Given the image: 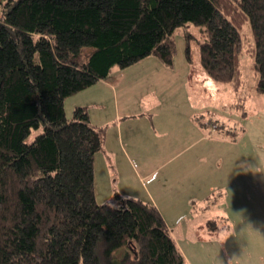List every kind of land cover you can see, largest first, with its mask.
I'll return each mask as SVG.
<instances>
[{
	"label": "trees",
	"instance_id": "trees-1",
	"mask_svg": "<svg viewBox=\"0 0 264 264\" xmlns=\"http://www.w3.org/2000/svg\"><path fill=\"white\" fill-rule=\"evenodd\" d=\"M189 23L205 37L204 72L236 90L250 24L264 92V0H0V264H189L152 202L97 201L106 129L86 107L65 111L115 65H173L175 31ZM185 38L191 61L195 36Z\"/></svg>",
	"mask_w": 264,
	"mask_h": 264
},
{
	"label": "rangeland",
	"instance_id": "rangeland-1",
	"mask_svg": "<svg viewBox=\"0 0 264 264\" xmlns=\"http://www.w3.org/2000/svg\"><path fill=\"white\" fill-rule=\"evenodd\" d=\"M185 31L195 36L191 41V61L186 55ZM242 35L245 42L241 55L244 84L239 90L234 89L232 84L213 81L204 73L198 42L204 41L205 37L200 28L191 23L175 31L176 53L172 67L177 71V80L175 77L173 80V76L169 78L177 82V99L185 97V89L188 92L187 108L177 111V115L184 118L181 122L179 116L180 126L186 129L187 116H194L195 123L204 126L203 131L195 128L196 132L189 136L192 146L183 149L177 159L181 163L195 155L196 162L206 167L207 184L212 189L205 200L197 201L196 209L210 214V220L217 224L219 232L224 234L226 229L228 234L230 232L228 240H218L222 247L218 248L216 241L215 247L209 250L214 264H264V92L258 90V75L250 54L254 44L250 24L243 26ZM160 65L171 67L151 55L131 66L115 65L111 69L110 76L121 79L132 77L136 79L132 84L139 83L133 87L132 99L136 101L128 106L137 105V100H141L142 89L146 87L140 83L148 75L147 72H151V79L160 77L155 84L162 100L170 99L166 94L170 93L171 86L156 69L161 68ZM132 67L143 68L136 71L135 77L131 75ZM69 106L67 100V108ZM67 112V118H72L74 110ZM171 128L173 132L177 131V127ZM42 131V127L33 129L26 142H32ZM210 132H213L212 138L204 137ZM227 182L229 187H225ZM238 209H244L248 214L255 212L256 215L253 218L230 217ZM214 236L216 239L223 237L219 233ZM185 252L191 255L189 249Z\"/></svg>",
	"mask_w": 264,
	"mask_h": 264
},
{
	"label": "crops",
	"instance_id": "crops-1",
	"mask_svg": "<svg viewBox=\"0 0 264 264\" xmlns=\"http://www.w3.org/2000/svg\"><path fill=\"white\" fill-rule=\"evenodd\" d=\"M160 66L156 69L171 86L170 93L166 94L170 98L168 101L158 95L155 80L160 77L151 79V72H147L140 83L146 88L142 89L137 105L128 106L136 101L132 99L133 87L139 83H131L136 79L109 76L67 97L65 111L68 114L67 111L72 113L76 107H86L91 123L106 129L103 149L97 152L94 161L97 201L112 202L118 193L152 202L164 217L188 263L214 264L209 250L215 247L216 241L220 248L218 240H228L230 232L228 234V229L224 234L219 232L217 224L211 222L210 214L196 209L197 201L205 200L212 189L207 184L205 165L198 164L195 155L181 163L177 161L183 149L192 146L189 136L196 132L195 128L203 131L204 126L196 124L194 116L185 118L186 129L180 126L178 118L181 117V122L184 118L177 115V111L187 108L188 92L185 89V97L177 99V82L173 81L174 77L177 80V71L173 65ZM132 68L131 75L135 76L143 67ZM204 73L203 77L206 76ZM172 76L173 80H170ZM123 83L126 84L124 88L121 87ZM166 112L169 113L167 116L164 115ZM174 126L177 127L175 132L171 128ZM212 133L204 137L212 138ZM228 183L225 187H229ZM230 215L253 218L256 213L248 214L246 210L238 209ZM215 233L223 237L216 239ZM187 249L190 256L185 252Z\"/></svg>",
	"mask_w": 264,
	"mask_h": 264
}]
</instances>
